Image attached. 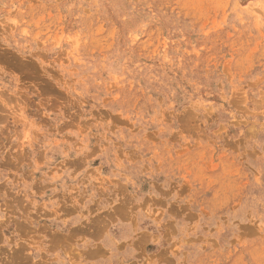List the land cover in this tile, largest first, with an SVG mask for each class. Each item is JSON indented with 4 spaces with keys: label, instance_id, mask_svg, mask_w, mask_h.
Here are the masks:
<instances>
[{
    "label": "rangeland",
    "instance_id": "1",
    "mask_svg": "<svg viewBox=\"0 0 264 264\" xmlns=\"http://www.w3.org/2000/svg\"><path fill=\"white\" fill-rule=\"evenodd\" d=\"M0 264H264V0H0Z\"/></svg>",
    "mask_w": 264,
    "mask_h": 264
},
{
    "label": "bare ground",
    "instance_id": "2",
    "mask_svg": "<svg viewBox=\"0 0 264 264\" xmlns=\"http://www.w3.org/2000/svg\"><path fill=\"white\" fill-rule=\"evenodd\" d=\"M14 250V249H13ZM16 255V254H15Z\"/></svg>",
    "mask_w": 264,
    "mask_h": 264
}]
</instances>
